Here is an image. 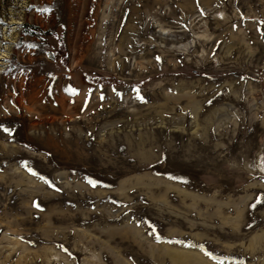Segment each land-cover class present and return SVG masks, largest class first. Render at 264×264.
<instances>
[{"label": "rangeland", "instance_id": "374dc122", "mask_svg": "<svg viewBox=\"0 0 264 264\" xmlns=\"http://www.w3.org/2000/svg\"><path fill=\"white\" fill-rule=\"evenodd\" d=\"M263 163L264 0H0V264H264Z\"/></svg>", "mask_w": 264, "mask_h": 264}, {"label": "bare ground", "instance_id": "6f19581e", "mask_svg": "<svg viewBox=\"0 0 264 264\" xmlns=\"http://www.w3.org/2000/svg\"><path fill=\"white\" fill-rule=\"evenodd\" d=\"M53 96H55V93H53ZM63 99V98H62ZM41 101H44V99H40ZM56 103L60 106L61 111H65V100H59ZM41 107H43L44 112H49L52 110H55L53 106V102L49 97L45 98L44 104H41ZM50 113V112H49ZM262 169H264V163L262 164ZM137 238V237H136ZM112 238H110L111 240ZM151 254L156 255L160 260H164L165 258H168L172 264H196V257L195 255L188 253L184 254L182 252H179L174 247L169 246H150Z\"/></svg>", "mask_w": 264, "mask_h": 264}, {"label": "snow or ice", "instance_id": "6c2138e0", "mask_svg": "<svg viewBox=\"0 0 264 264\" xmlns=\"http://www.w3.org/2000/svg\"><path fill=\"white\" fill-rule=\"evenodd\" d=\"M43 11H50V9H47V8H46V9H43ZM157 59H159V57H157ZM67 90H68L69 92L73 93V94H76V93L78 92V89H76V88H74V87H71V86H69ZM137 97H138L140 100H143V99H144V97L140 95L139 89H137ZM101 99H103V96H101ZM3 131H5V132L11 134V130H10L9 128H7V127H4V128H3ZM29 170L31 171V169H29ZM33 174H37V173H33ZM88 183L91 184L93 187H95V186H97V184L99 183V181H97V180H95V179H91V178H89ZM36 207L39 208L40 205L37 203V204H36ZM157 238H159V237H157ZM65 251H67V250H65Z\"/></svg>", "mask_w": 264, "mask_h": 264}, {"label": "trees", "instance_id": "16d2710c", "mask_svg": "<svg viewBox=\"0 0 264 264\" xmlns=\"http://www.w3.org/2000/svg\"><path fill=\"white\" fill-rule=\"evenodd\" d=\"M33 34H34V35H35V34H37V35H40L41 33H38V32H36V31H34V33H33Z\"/></svg>", "mask_w": 264, "mask_h": 264}]
</instances>
